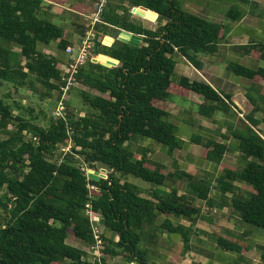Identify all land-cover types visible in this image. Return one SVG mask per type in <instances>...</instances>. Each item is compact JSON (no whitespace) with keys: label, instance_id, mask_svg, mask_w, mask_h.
<instances>
[{"label":"trees","instance_id":"obj_1","mask_svg":"<svg viewBox=\"0 0 264 264\" xmlns=\"http://www.w3.org/2000/svg\"><path fill=\"white\" fill-rule=\"evenodd\" d=\"M46 1L0 0V90L9 84L18 92L26 88L42 96L62 94L67 81L60 59L40 47L58 41L59 50L65 52L71 42L65 28L47 17ZM139 6L153 11L143 10L148 17H157L156 28L146 27L132 13V8ZM243 14L233 6L227 17L236 21ZM110 27L141 35V42L120 41L118 34L109 37ZM226 29L223 22L185 11L178 0H108L95 25L94 53L100 61L89 60L76 74L77 82L99 92L81 91L89 108L85 115L67 112V119L51 117L44 126L37 122L39 116L33 115V109H27V115L21 103L13 101V105L7 99L10 93L0 94V190L5 189L0 193V264H99L88 261L86 251L67 241L72 230L82 244L95 243L86 212L88 203L102 215L105 253L112 259L123 255L131 262L150 264L140 244L145 231L153 226L159 233L183 232L187 248L188 229L184 226H176L170 219L156 225L160 215L188 218L193 224L197 221V209L169 185V179L188 177L192 191L203 200L209 199L208 181L180 169L175 158L167 167L150 157V149L137 152L133 143L147 138L166 145L168 154L174 156L183 141L170 121L166 103L173 95L187 98L191 92L201 94L204 102L199 110L206 117L227 111L230 105L226 100L232 103L230 94L219 93L206 81L185 76L174 79L176 52L201 68L198 54L218 52ZM78 31L82 36L86 33L81 25ZM14 47L21 49L23 60H14ZM238 49L247 53L257 49L264 59L263 44ZM108 59L117 66L103 65ZM230 67L250 79H264V68L253 70L239 63ZM15 108L20 110L18 114ZM245 120L243 126L229 130L248 160L245 166L223 163L228 143L201 135H194L192 142L203 146L206 161L221 165L217 188L223 194L235 192V181L251 186L249 193L234 194L227 204L245 223L264 229V135L258 130L261 121L253 114ZM67 146L70 149L63 157L56 155ZM81 163L91 169L101 164L109 173L89 178ZM129 175L171 191L153 189L146 195L139 185L124 180ZM217 243L229 251H247L222 236L217 237Z\"/></svg>","mask_w":264,"mask_h":264},{"label":"crops","instance_id":"obj_2","mask_svg":"<svg viewBox=\"0 0 264 264\" xmlns=\"http://www.w3.org/2000/svg\"><path fill=\"white\" fill-rule=\"evenodd\" d=\"M178 2L185 11L210 21L223 22L227 25V29L225 38L219 44L218 52L198 54L202 62L201 68L192 64L180 52H176L174 79L185 76L191 80L206 81L219 93L230 94L232 103L226 100L230 105L227 111H218L212 117H206L199 110L204 97L197 92H191L187 98H183L185 101L174 99L175 95H173L166 102L170 121L176 127L177 136L183 141L182 146L175 150L172 158L178 161L180 169L197 176L199 180L208 181L210 192L209 199L203 200L192 191L188 177L178 175L169 179V185L177 188L179 194L186 196L197 209L195 215L197 221L193 224L188 218L160 215L156 225H162L170 219L176 226H184L188 229L186 233L189 243L186 248L183 232L162 231L160 234L152 233L148 229L150 232L147 231L146 238L158 252V255L151 257L158 264H264V229L245 223L227 204L234 194L249 193L252 190L251 186L235 181L234 185L237 187L235 192L227 191L223 194L217 188L221 165L206 161L203 158V146L192 142L194 135H201L204 138L228 143L229 150L224 156L223 163L232 167H241L245 166L248 160L237 149L238 140L231 136L230 128L243 126L245 117L253 114L261 121L258 130L264 135V79H250L237 74L230 67L232 63H239L253 70L264 68V59L257 49L251 53L238 49L240 46L264 45V0H178ZM85 4L86 0H71L63 4L47 0L45 4L48 18L60 16L64 20L65 36L73 45L79 43L82 35L78 31L80 24L72 19L71 12L86 15L83 10ZM233 6H237L244 12L242 18L236 21H231L227 17V13ZM57 45L58 41L54 46L42 45L40 48L67 60L65 53L57 51ZM245 121L248 123V120ZM139 140L144 142L143 139L139 138ZM152 143L156 144V148L161 149L158 143ZM148 149H150L151 157L154 150ZM164 164L167 167L172 165L168 162ZM141 188L146 195L153 189L161 193L171 191L169 187L163 186L162 191L151 184H149V190L145 187ZM201 231H206L208 234ZM218 236L240 243L247 247V251L238 253L220 248L217 243ZM118 257V264H132L123 255Z\"/></svg>","mask_w":264,"mask_h":264},{"label":"rangeland","instance_id":"obj_3","mask_svg":"<svg viewBox=\"0 0 264 264\" xmlns=\"http://www.w3.org/2000/svg\"><path fill=\"white\" fill-rule=\"evenodd\" d=\"M125 3L128 6H131L128 4V2H125ZM85 5L86 6L84 7L83 10L86 13V15L79 14L76 12H71V14L73 16L72 19H74V21L78 22L81 26H83L84 30L86 32L85 35H83L79 38V40H80L79 43H76L74 45L72 43L70 44V46L72 45L73 47H76V48L79 44H82V41L87 36L90 35L91 42L95 41V37H96V32H95V36H94V34L90 33V29L92 27V23H93L94 18H95V12H98V10H99V6H98L99 0H86ZM93 14H94V16H93ZM135 16L138 17L139 19H141L143 24L146 27H149V28H156L157 27V21H156L155 17H148L147 14L144 17L138 16V15H135ZM49 19L54 21L55 23L61 25L62 27H65L64 20L60 16H58L56 18H49ZM118 31H119V29L110 27L108 36L115 38V36L117 34L119 35V33H120V31L119 32ZM55 43H56V41H54L52 43V46H54ZM13 49H14V53H15L14 60L15 61L23 60V56L21 54V49L19 47H14ZM57 51H60L58 48V45H57ZM63 53H65V52H63ZM59 59H60L62 68L65 70L66 64L68 61L66 59L63 60L60 57H59ZM37 86L41 90L43 89L42 91L46 92L45 88H41L42 87L41 84L38 83ZM82 90H87V91H90L94 94L99 93L98 91L93 90L91 88H88L87 86H84L83 84H81L79 82H77L73 86H71V89L68 91V98H66L64 100L65 106H66L65 110H62L64 115L66 116V118L68 117L67 112H71V113L83 116L86 114L87 110L89 109L83 101V98L81 95ZM8 93H10V98L8 97L7 99H9L13 105H15V103L13 101H17V102L21 103V105L24 106V109L22 110L23 113L28 115V112L26 110L29 108L33 109L34 110L33 115L39 116V119L37 120V122L40 123L41 125H44V126L48 125L51 117H59L57 107H58L60 97L62 95L59 92H55L52 95L49 94L46 96H42L41 94L33 92V90L26 89V88L22 89L18 92V91H15V89L13 88L12 85L5 84L1 88L0 94L2 96H5ZM62 93H63V90H62ZM174 99H179V101H185L183 98H179L177 96H174ZM19 112H20V110L15 108V114H18ZM10 127L13 128L14 126L11 125ZM140 139H143L144 142L137 140L136 142L133 143V147L137 152H139L143 149L153 148L154 153L151 156L153 159L159 160V161L164 162V163L168 162L169 164H172L173 158L168 154V147L166 145L159 143L158 145L161 147V149H160V148H156V144H153L151 142V140H149L147 138H140ZM67 147H64L63 149L60 148L57 151L56 155L63 157L65 155V153L68 151ZM81 166L84 168L88 167V165H86L84 163ZM88 168L91 169L90 167H88ZM102 168L107 169L106 174L109 173L108 168L103 167V165H101V164H96V169L101 170ZM198 171L199 170H197V172ZM123 178H124V180H129L130 182L136 183V184L140 185L141 187H145L146 189L149 190V184L150 183H148V182H146L140 178H136L132 175H129V176H126ZM155 187L159 188V190L161 188H163V186H155ZM4 190L5 189H1L0 193L3 194ZM0 214H3L2 209H0ZM149 230L152 231V233L153 232L159 233V230L157 229L156 226L149 228ZM150 231H148V232H150ZM146 233L147 232L145 231V233H144L145 236H143V240L141 241L140 248L144 251V255H145V258L147 259L148 263L158 264L157 262H154L152 257H151L152 255H158V252L156 251V248L154 246L149 244V242L146 238ZM116 239H118V237H116ZM67 241L69 244L75 245L77 247L81 246L80 245L81 242L78 239L74 238L72 230H69V237H68ZM105 246H106V242H105ZM96 255H97V253L95 250H91V252H87V256L90 259H95ZM103 258L106 259L107 264H118L119 263V262H117L118 258L120 259V257H118V258L116 257L117 260H115L116 258L112 259L107 254H105V256ZM121 260H122V258H121ZM133 263H135V262H132V264ZM135 264H137V263H135Z\"/></svg>","mask_w":264,"mask_h":264},{"label":"built area","instance_id":"obj_4","mask_svg":"<svg viewBox=\"0 0 264 264\" xmlns=\"http://www.w3.org/2000/svg\"><path fill=\"white\" fill-rule=\"evenodd\" d=\"M107 1L108 0H99V5H98L99 10L98 12H95V18L92 23V27L90 29V33L94 34V36L96 32L95 25L97 22L101 21V12ZM94 48H95V41L91 42L90 35L87 36L82 41V44L77 46V48L73 46L67 47L65 51V55L67 56L68 62L65 68L66 76L64 77V80L67 81V84L66 86L63 87V93H62V96L59 100L58 107H57L59 117L67 119L62 111V110H65V107H66L64 100L68 98V91L71 89V86L77 83L76 74L79 72L80 67L86 64L89 60L96 62L95 59H98L96 57V54L94 53ZM67 148H68L67 150H69L70 146H68ZM84 170L86 171L87 176L91 178L90 169L87 167V168H84ZM100 171L103 173L102 170ZM86 212L90 218L91 227H92L94 238H95V243L92 245L82 244L80 248H82L86 252H91V250H95L97 253L95 259H90L88 256L86 257V259L93 263L98 262L99 264H104L103 257L106 254L105 253L106 246H105V242L103 239L104 224H103L102 215L100 212L96 211L90 203L87 204Z\"/></svg>","mask_w":264,"mask_h":264},{"label":"water","instance_id":"obj_5","mask_svg":"<svg viewBox=\"0 0 264 264\" xmlns=\"http://www.w3.org/2000/svg\"><path fill=\"white\" fill-rule=\"evenodd\" d=\"M143 10L153 12L152 10H150L144 6H139V7H133L132 13L134 15L144 17L146 14L144 13ZM156 20H157V17H156ZM117 39L120 41L129 42V43L134 44V45H139L142 37H141V35L135 34L131 31L121 29ZM95 61L99 62L100 60L95 59ZM102 64L107 66V67L117 66V63L111 59L103 60ZM101 170L103 171V173L99 169H90V176L92 178L99 179L102 176V174H106V172H107V169H105V168H102Z\"/></svg>","mask_w":264,"mask_h":264}]
</instances>
